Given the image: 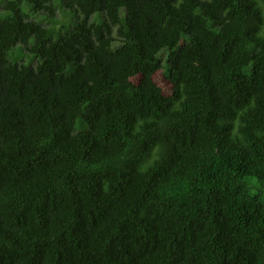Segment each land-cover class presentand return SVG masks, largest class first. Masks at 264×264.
Returning a JSON list of instances; mask_svg holds the SVG:
<instances>
[{"label": "trees", "instance_id": "16d2710c", "mask_svg": "<svg viewBox=\"0 0 264 264\" xmlns=\"http://www.w3.org/2000/svg\"><path fill=\"white\" fill-rule=\"evenodd\" d=\"M0 264H264V0H5Z\"/></svg>", "mask_w": 264, "mask_h": 264}, {"label": "rangeland", "instance_id": "374dc122", "mask_svg": "<svg viewBox=\"0 0 264 264\" xmlns=\"http://www.w3.org/2000/svg\"><path fill=\"white\" fill-rule=\"evenodd\" d=\"M5 0H0V11H1V8L3 7V4H4ZM18 48H15L13 51H11L10 53V60L15 62L16 59H15V56H14V53L16 52Z\"/></svg>", "mask_w": 264, "mask_h": 264}]
</instances>
